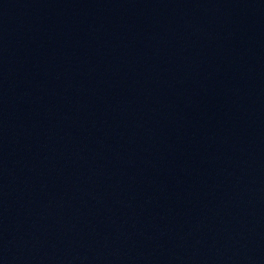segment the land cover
<instances>
[{
    "label": "water",
    "instance_id": "95a60500",
    "mask_svg": "<svg viewBox=\"0 0 264 264\" xmlns=\"http://www.w3.org/2000/svg\"><path fill=\"white\" fill-rule=\"evenodd\" d=\"M0 264H264V0H0Z\"/></svg>",
    "mask_w": 264,
    "mask_h": 264
}]
</instances>
